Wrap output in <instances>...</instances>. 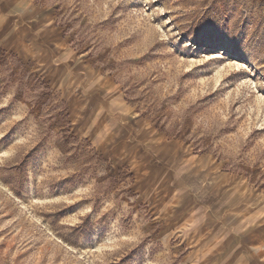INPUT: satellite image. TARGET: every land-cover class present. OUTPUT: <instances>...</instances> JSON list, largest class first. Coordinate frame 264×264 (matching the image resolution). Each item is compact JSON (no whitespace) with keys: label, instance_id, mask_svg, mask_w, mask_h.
I'll list each match as a JSON object with an SVG mask.
<instances>
[{"label":"rangeland","instance_id":"rangeland-1","mask_svg":"<svg viewBox=\"0 0 264 264\" xmlns=\"http://www.w3.org/2000/svg\"><path fill=\"white\" fill-rule=\"evenodd\" d=\"M0 264H264V0H0Z\"/></svg>","mask_w":264,"mask_h":264}]
</instances>
